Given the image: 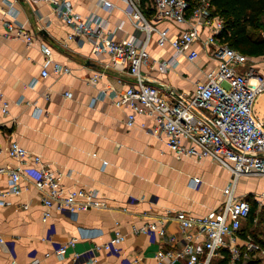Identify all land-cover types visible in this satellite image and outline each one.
Returning a JSON list of instances; mask_svg holds the SVG:
<instances>
[{"label": "crops", "instance_id": "crops-1", "mask_svg": "<svg viewBox=\"0 0 264 264\" xmlns=\"http://www.w3.org/2000/svg\"><path fill=\"white\" fill-rule=\"evenodd\" d=\"M70 1L83 18L94 14L97 21H103L105 31L117 39L143 34L132 25L125 11L128 7L125 0H109L113 4L109 8L99 0ZM141 5L153 18L151 0ZM13 15L25 22L35 35L32 43L24 37L3 35L2 18ZM153 21L167 23H159L160 27H173L170 20ZM71 31L72 27L56 13L51 1L0 0V89L9 107L8 113L0 112V166L35 165L31 158L21 160L9 153L10 142L17 140L30 152L40 154L50 169L60 173L65 188H95L107 205L74 213L52 207L50 216L44 219L42 194L32 179L24 175L20 193L0 196V235L7 240L0 241V264L13 261L21 264L37 257L40 259L37 264H73L75 252L91 250L95 243L109 240L118 229L125 235L120 251L95 250L99 261L158 264L157 252L172 246L181 248L182 239L171 244L167 236L135 233L133 227L155 219L166 210L184 209L196 215L210 213L224 202L223 189L232 172L211 158L178 157L168 146L164 133L157 136L150 131L149 127L156 123L151 114L138 113L136 123L130 126L129 105L117 106L111 96L92 104V97L100 89L121 91L132 77L127 65L116 63L107 52L95 51L89 35L83 33L69 38ZM43 45L52 48L53 61L69 65L71 72L54 74L51 71L50 75L41 76ZM150 51L152 56L169 55L171 48L165 53L155 35ZM205 64L206 55L201 50L195 64L183 59L167 72L150 71L143 65L142 72L162 79L165 88L172 86L189 91L194 87V80L203 76L200 67ZM97 71H102L103 76L97 82L91 81L89 78ZM33 77H39L35 85L30 84ZM47 91L49 99L44 94ZM67 91L71 95H66ZM27 101L35 102L44 110L35 112V106ZM197 162L206 169L196 167ZM214 168L221 174L217 183L208 180L209 169ZM193 177L200 180L195 184ZM9 186V174L0 171V191ZM254 189L239 194L249 197L253 192L258 193L264 189V180L258 190ZM255 201L260 207L258 200ZM251 215L242 230L264 249V242L255 237V226L251 230L247 227ZM167 230L181 238L176 221H170ZM70 237L77 239L76 244L68 247L63 255L56 254L55 247ZM195 242L203 245L204 235L198 234ZM86 259L80 263L89 264ZM213 263L234 264L226 247L219 249ZM163 264H185V257L167 256ZM236 264H264V251H254Z\"/></svg>", "mask_w": 264, "mask_h": 264}, {"label": "built area", "instance_id": "built-area-1", "mask_svg": "<svg viewBox=\"0 0 264 264\" xmlns=\"http://www.w3.org/2000/svg\"><path fill=\"white\" fill-rule=\"evenodd\" d=\"M48 1L54 3L56 13L72 27L69 38L83 33L89 35L95 51L107 52L116 63L127 65L129 69L132 80L123 90L102 88L92 97V104L111 96L117 106L129 105L131 112L127 122L130 126L136 123L138 113L151 114L156 123L149 127L150 131L157 136L164 133L168 146L178 157L211 158L232 172L223 189L224 203L210 213L196 215L184 209L166 210L155 219L133 227L135 233L167 236L171 244L182 239L181 248L172 246L157 252L158 264H163L167 256L185 257V264H214L213 259L221 247L227 248L231 262L236 264L254 251H264L253 237L241 232L243 223L251 215L252 205L248 195L237 194L241 175H259L264 180V114L255 109L258 95L264 93V55L250 56L224 38L225 20L214 14L211 0H151L153 18L143 11L140 0H125L128 4L125 11L132 25L143 34L134 33L121 39L115 38L111 32L108 34L103 21H97L94 14L83 18L74 10L70 0ZM98 2L108 8L113 5L109 0ZM160 19L177 25L176 31L169 25L160 27L158 21H153ZM2 21L4 36L24 37L28 43L34 41L35 35L15 15L4 16ZM155 35L165 53L168 47L171 48L169 55H151L150 45ZM262 36L264 38V28ZM201 50L206 55V64L200 67L203 76L194 80V87L189 91L176 90L172 86L165 88L162 79L142 72L143 65L150 71L167 72L183 59L195 64ZM43 52L41 76H48L51 71L54 74L71 72L69 65L53 61L50 46L43 45ZM103 74L97 71L89 79L97 82ZM38 81L39 77H33L30 84L35 85ZM44 94L50 98V92ZM65 94L71 95L69 91ZM0 100V112L8 113V101L3 99L1 89ZM27 102L35 106V112L44 110L35 102ZM9 153L21 160L31 158L35 165L0 166V171H6L10 176V186L0 191L1 197L12 192L20 193V182L25 175L42 194L44 219L50 216L52 207L74 213L107 205L95 188H65L61 174L50 169L40 154L30 152L17 140L10 142ZM199 180V177H193L195 184ZM256 199L260 206L264 205V189L256 193ZM172 220L176 221L181 238L168 232L167 224ZM198 234L204 235L203 245L195 242ZM124 238V233L118 229L109 240L95 243L91 250L75 252L73 264H81L84 257L89 264H104L95 255V250L117 253ZM0 241L7 240L0 235ZM76 242L75 237L61 241L54 252L63 255ZM39 261L37 257L21 264H37ZM12 264L17 263L13 261Z\"/></svg>", "mask_w": 264, "mask_h": 264}, {"label": "trees", "instance_id": "trees-1", "mask_svg": "<svg viewBox=\"0 0 264 264\" xmlns=\"http://www.w3.org/2000/svg\"><path fill=\"white\" fill-rule=\"evenodd\" d=\"M147 0H141L145 5ZM214 14L225 20V39L250 56L264 55V0H211ZM149 16V15H148ZM258 32V34H256ZM251 201L252 211L257 206ZM251 211V213H252ZM243 235L247 233L243 232Z\"/></svg>", "mask_w": 264, "mask_h": 264}, {"label": "rangeland", "instance_id": "rangeland-1", "mask_svg": "<svg viewBox=\"0 0 264 264\" xmlns=\"http://www.w3.org/2000/svg\"><path fill=\"white\" fill-rule=\"evenodd\" d=\"M159 23H162L163 25L167 24L166 22L163 23L162 21H159L157 24H159ZM171 25H173V27H171L172 29H174V27L177 26L173 23H171ZM256 34H258V32ZM255 109L261 115L264 114V93L258 95L256 102H255ZM197 164L198 165H196V167L206 169L199 162H197ZM212 170H214V171H212ZM212 170L209 169V173H208L209 179L208 180L213 179V181L217 183L220 181L221 174L217 170V168H214ZM261 182H262V177L259 175H252V174L241 175L239 178V182H238L237 194H239L240 192H243L245 190H249L250 188H254V187H255L254 190H258V187L261 184ZM214 189H217V188H214ZM249 196L253 202L256 200V193L255 192L251 193ZM224 201H225V198H224ZM253 224H255V225H253ZM247 227L249 228V230L253 229L252 227H254V231L257 229L255 231V233H256L255 237L261 239L262 242H264V205L259 207L257 204L256 208L254 209V213L252 211L251 221L247 225Z\"/></svg>", "mask_w": 264, "mask_h": 264}]
</instances>
